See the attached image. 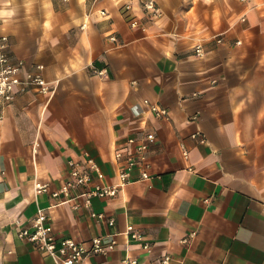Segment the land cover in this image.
I'll return each instance as SVG.
<instances>
[{"label": "crops", "instance_id": "obj_1", "mask_svg": "<svg viewBox=\"0 0 264 264\" xmlns=\"http://www.w3.org/2000/svg\"><path fill=\"white\" fill-rule=\"evenodd\" d=\"M155 1L151 19L143 0H0L11 58L41 65L53 89L0 100V264H57L17 235L38 209L59 239L115 242L83 264H264V0ZM148 133L144 166L115 197H52L71 160L93 161L91 185H117Z\"/></svg>", "mask_w": 264, "mask_h": 264}, {"label": "built area", "instance_id": "obj_2", "mask_svg": "<svg viewBox=\"0 0 264 264\" xmlns=\"http://www.w3.org/2000/svg\"><path fill=\"white\" fill-rule=\"evenodd\" d=\"M145 14L155 19L161 15V9L155 0H143L142 2ZM129 6H127V9ZM105 15L104 10L101 11ZM132 28L138 26V22L132 20L130 22ZM112 42L116 41L115 36H111ZM221 42L220 39L217 40ZM10 42L7 36H0V100L4 103L11 102L17 93H24L29 88H36L40 93L49 95L53 89L51 85L44 79L42 75L43 67L38 65L34 71L26 69V64L23 60H13L9 54ZM196 57H203L205 49L202 44H197L194 48ZM151 111L158 117H166L167 110L159 108L155 105L150 106ZM193 138L198 139L201 143L205 139L199 134H193ZM134 139H129L128 143H133ZM154 134H146L140 143L136 146L134 153H127L124 158L123 166L118 173L119 183L112 186H97L91 185L93 173L96 166L92 160L75 161L71 160L68 163L69 179L59 189L52 191V197L58 198L64 195V199L60 200V204L70 202L73 198L70 196V191L73 189L82 190L80 197H85L86 205H90L92 197L112 198L128 183L131 182V172L138 165L144 166L146 153L150 145L154 144ZM183 156L186 158L188 151L182 146ZM117 160L123 159L121 151L115 154ZM149 174L147 171L142 172V179H147ZM48 185H36V191L47 192ZM91 216L99 220H105L109 226L114 225L113 219H106L103 214L91 213ZM126 233L133 241L143 243L145 250L149 249V243L146 242L144 235L137 231L134 226H128ZM18 237L25 240L33 246L36 251L50 255L57 264H83V261L90 256L107 255L115 249V242H106L102 237H96L88 242L75 241L70 238L59 239L53 231L52 225L47 220V215L42 209H38L32 225L29 228H20ZM194 233L189 234L184 238L183 243H187ZM171 258L169 255L164 256L160 260V264H170ZM123 264H140L135 258L127 257L123 260Z\"/></svg>", "mask_w": 264, "mask_h": 264}]
</instances>
